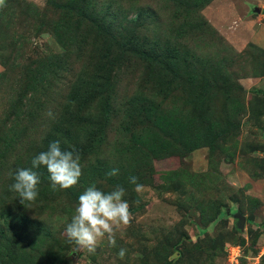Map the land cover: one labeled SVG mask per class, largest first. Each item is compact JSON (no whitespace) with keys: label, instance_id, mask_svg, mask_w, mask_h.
Here are the masks:
<instances>
[{"label":"rangeland","instance_id":"rangeland-1","mask_svg":"<svg viewBox=\"0 0 264 264\" xmlns=\"http://www.w3.org/2000/svg\"><path fill=\"white\" fill-rule=\"evenodd\" d=\"M54 141L78 184L42 166L22 204L16 169ZM93 184L133 219L89 253L65 228ZM0 264H264V0H5Z\"/></svg>","mask_w":264,"mask_h":264},{"label":"clouds","instance_id":"clouds-1","mask_svg":"<svg viewBox=\"0 0 264 264\" xmlns=\"http://www.w3.org/2000/svg\"><path fill=\"white\" fill-rule=\"evenodd\" d=\"M3 6L5 0H0V7ZM42 166L47 169L53 190H66L76 186L82 175L79 153L75 149L63 150L59 141L51 142L46 151L40 152L31 160V167L17 168L15 171V182L10 187L18 194L22 204L37 200L41 180L40 174L34 169ZM118 173L119 169L113 168L107 175L113 177ZM129 182L136 186L137 192L142 190L143 186L138 183L136 176H131ZM125 195L126 190L119 185L107 192L97 188L95 184L87 187L79 196L75 214L65 228L67 239L89 253H95L98 244L105 238L110 247H115L118 232L122 227L130 225L133 219L130 205L124 199ZM125 254L126 249L123 248L118 252L121 259Z\"/></svg>","mask_w":264,"mask_h":264},{"label":"water","instance_id":"water-1","mask_svg":"<svg viewBox=\"0 0 264 264\" xmlns=\"http://www.w3.org/2000/svg\"><path fill=\"white\" fill-rule=\"evenodd\" d=\"M253 11L258 12L259 8L257 6H254ZM235 217L239 218V221L242 220V217L239 214H234Z\"/></svg>","mask_w":264,"mask_h":264},{"label":"trees","instance_id":"trees-1","mask_svg":"<svg viewBox=\"0 0 264 264\" xmlns=\"http://www.w3.org/2000/svg\"><path fill=\"white\" fill-rule=\"evenodd\" d=\"M60 104V101L58 102V105ZM61 104H62V102H61Z\"/></svg>","mask_w":264,"mask_h":264}]
</instances>
